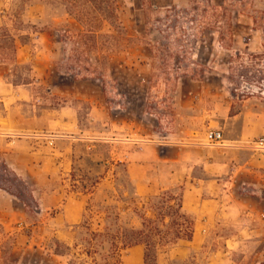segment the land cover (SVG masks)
Masks as SVG:
<instances>
[{"label":"rangeland","instance_id":"rangeland-1","mask_svg":"<svg viewBox=\"0 0 264 264\" xmlns=\"http://www.w3.org/2000/svg\"><path fill=\"white\" fill-rule=\"evenodd\" d=\"M262 139L264 0H0V264H83L119 228L144 264H264Z\"/></svg>","mask_w":264,"mask_h":264},{"label":"trees","instance_id":"trees-1","mask_svg":"<svg viewBox=\"0 0 264 264\" xmlns=\"http://www.w3.org/2000/svg\"><path fill=\"white\" fill-rule=\"evenodd\" d=\"M182 207H180L181 212ZM152 221H149L150 224ZM192 226V225H191ZM143 233L131 228L125 230L119 228L115 234L108 233H89V241L87 242L88 249H83V256L88 261H83V264H123L122 253L130 250L134 247L145 246V243L140 239ZM193 235V227L189 230L188 235L183 237H177L178 241H191ZM109 244L110 248L105 249V244ZM102 248L97 249L96 247ZM77 247V246H75ZM78 249H56L54 256L58 258H66L69 261L68 264H77V253L74 254Z\"/></svg>","mask_w":264,"mask_h":264},{"label":"crops","instance_id":"crops-1","mask_svg":"<svg viewBox=\"0 0 264 264\" xmlns=\"http://www.w3.org/2000/svg\"><path fill=\"white\" fill-rule=\"evenodd\" d=\"M232 123H230L232 126L235 124L236 119L233 118L231 119ZM246 121H244L242 123V126L244 127L246 125ZM240 134L241 137L243 138L244 135V130L243 128H241L240 130ZM47 140V145L49 146V148H51L50 146L51 143L57 144L59 140H66L68 139V137H64V136H50V137H46ZM71 139H76V138H71ZM86 140L87 142H96V141H101L104 142L106 140L104 139H97V138H84V136H82V138L79 140ZM107 142V141H106ZM95 146H92V148H94ZM48 149V148H47ZM160 151L162 152L163 155H165V157L168 159V163L171 164H176L179 162L182 163H186V162H190L192 160H199V158L201 157L200 155H195V156H191L189 155L187 152L182 151V150H171L169 148L165 149L162 148L160 149ZM62 156H65V153L62 154ZM198 158V159H197ZM253 160V158H252ZM250 159H247V163H251ZM147 163H144L143 165H137V166H130L129 170L132 172L133 176L135 177L136 173H138V175L136 176V181H141L142 179V174H141V168H144V166H146ZM135 167V168H134ZM84 204L80 201L73 203V204H67L65 206V210L63 212V216L62 219H59V216H56L54 221L59 223L60 220H62V222L68 226H78L83 219V212H84ZM8 211H14L13 207L7 210V213H9ZM7 216H9V214H7ZM264 218V215H263ZM0 224H2V227L4 228V230L7 231L8 229V220L6 218V220H2L0 221ZM144 258H145V249L142 246H138V247H134L131 250H129L128 255L124 258L123 264H144Z\"/></svg>","mask_w":264,"mask_h":264},{"label":"built area","instance_id":"built-area-1","mask_svg":"<svg viewBox=\"0 0 264 264\" xmlns=\"http://www.w3.org/2000/svg\"><path fill=\"white\" fill-rule=\"evenodd\" d=\"M207 147L212 149L224 148V134L220 130H210L206 135ZM135 145H138L139 141L133 142ZM53 145V143H51ZM256 149L259 151H264V140H260L256 144Z\"/></svg>","mask_w":264,"mask_h":264}]
</instances>
